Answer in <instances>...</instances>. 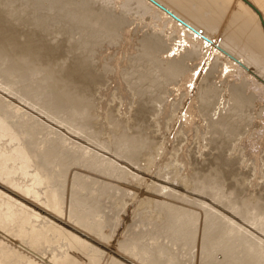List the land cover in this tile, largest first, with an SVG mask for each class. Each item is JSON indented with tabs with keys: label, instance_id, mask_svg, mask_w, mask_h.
Masks as SVG:
<instances>
[{
	"label": "bare ground",
	"instance_id": "bare-ground-1",
	"mask_svg": "<svg viewBox=\"0 0 264 264\" xmlns=\"http://www.w3.org/2000/svg\"><path fill=\"white\" fill-rule=\"evenodd\" d=\"M22 1L26 3L5 0L3 4L0 0L2 9L6 3L10 7V10H0V97H10L18 105L27 104L30 107L26 111L18 108V113H5L0 110V143L8 139L6 145L10 147L7 149L6 145L4 148L0 145V264H99L102 251L115 227L113 220L123 211L132 191L141 183L140 176L135 171L139 170L141 173L145 170L159 151L160 145L158 138L154 137L155 133L150 138L148 132V135L144 134L146 131L136 134L139 130L136 129V132L134 127L142 125L143 128L146 125L143 120L148 118L155 124L159 115H163L165 120L164 115H172L173 111L175 118V112L181 107L184 96L195 88L198 94L194 91L196 100L188 105V113L202 117L200 122H203L201 127L203 126L205 133L201 130L200 134L204 137L203 140L209 141L206 147L213 141L217 143V148L214 150L209 146V151L213 149L215 153L208 155V162L203 164L207 161V148H204L206 159L203 157L204 161L200 165L193 163L194 152L191 153L193 157L189 155L192 150L190 147V152L186 153L188 146L183 145L185 148L182 150L191 157L183 151L177 155L184 154L193 158L190 164L200 166L203 170L210 165L209 159H218L226 167L242 161L241 157L244 156H241L242 151L234 144L235 141L233 143L225 139L226 142L224 138L225 134H230L233 135L230 139L235 140L237 136L244 134L242 131L246 132V126L258 129L264 124V0H32V5H36L39 14L45 11L54 13L52 21L49 19L51 23L56 22L55 25L53 23L54 27L62 26L60 18H64L63 22L74 27L75 34L78 32V35H82L79 43L77 39L73 42L68 36L67 41L61 40L63 43L58 41V44L49 42L42 33L21 29L18 21L16 27L20 26L19 29L10 23L9 16L13 13L15 15L17 11L14 9L8 15V11L12 12L11 4L14 6L17 4L15 2L21 3L24 10L23 5L30 0ZM18 4L15 6L17 9L21 7ZM21 10V14L25 15L26 11L22 13ZM36 11L32 9L31 16ZM20 12H17L18 15ZM39 14L38 17L35 14L34 19L39 18ZM43 15L45 18L40 21V25L44 20L46 23L48 15L51 18L46 12L40 15V19ZM22 24L28 26L29 22ZM60 36L65 39V36ZM92 43V59L99 61V67L95 62V68H101L103 73L102 70L97 72L99 70L96 71L91 64L94 69L84 75L86 54L83 57L78 52L81 49L84 53L83 50H87V47L84 49L85 44ZM41 51L45 53L42 55ZM37 54L41 56V61L44 54L47 56L44 57V63L35 56ZM65 55L71 56L67 57L70 61L67 58L64 59L65 63L63 60L59 61ZM60 62L65 65L67 63V67L64 64L61 66ZM122 66L125 67L124 70ZM83 83H92V91L94 85L106 84L104 87L108 88L104 89V93L109 90L106 97L113 96L115 92L108 94L113 92L114 86L122 91L121 94L124 93L126 100L132 97L131 94H136L139 99L136 101L133 96L135 110L132 105L130 108L134 110V114L136 108L138 109L143 115L139 116L140 119L145 117L142 122L140 120L142 124L136 123L137 117L134 118L130 108V112L126 110L130 113L128 116L124 109L123 112L116 108L115 103L112 104V100L118 103L116 96L114 99L110 97L112 102H109L110 99L107 101L110 105L102 100L105 97L100 94L103 89L100 90L98 100L106 104H99V101L96 104L97 101L93 98L98 97L99 86L96 92H92L94 97L88 94L86 96V86H82ZM219 84L222 88L218 92L225 93V99H228L223 100L227 102H223L224 105L220 100L221 93L216 94L215 90ZM139 87L143 91H138ZM75 88L77 91H84L79 94L75 92ZM144 94H150L151 97L146 98L148 95H145L143 98ZM188 95L190 97L191 93ZM221 96L224 99L223 94ZM215 97L221 103L218 106L216 102L219 107L217 111H221L220 115L217 113L218 119L210 115L211 109L216 106L213 104ZM111 105L115 107L111 109ZM123 107L128 108L125 105ZM13 114L18 115V120L13 119ZM131 115L136 126L128 124L129 120L133 121ZM122 116L124 119L131 118L124 120ZM163 119L162 123L165 124ZM152 121L145 128L150 127ZM171 122L174 123L173 120ZM169 123L170 121L166 122ZM157 128L158 126L156 131ZM46 133L65 141V147L71 153L66 161L77 159L102 172L105 183L99 184V192L111 190L112 199L121 202L113 212L114 215L108 216L105 211L91 210L90 207L89 211L86 210L89 205L74 192L82 188L84 183L77 182L60 168L62 161L59 148L52 147L46 154L42 152ZM191 133L190 137L196 136V132ZM222 133V141L225 142L217 140ZM179 135L182 137L184 134ZM260 137L257 144L258 154L254 159L258 170L260 167L264 168L260 164L263 162L264 166V133ZM197 143L199 144L198 140ZM178 146L177 150H181ZM216 149L222 151L220 158L214 157V154L217 155ZM177 150L175 144H171V148L164 153L165 158L159 160L167 167L161 169L158 177H153V189L145 195L142 203L152 205L153 208L137 211V234L131 231V242L119 247L120 254L112 257L110 264H264V195H259L264 190V181L260 182L262 185L258 184L261 187L256 186L252 183L254 178L248 179L251 171L247 172L248 169L245 168L247 178L241 177L239 180L243 181L235 182L234 185L232 181V187L235 188H231L227 179L226 186L224 182L229 172L227 171L226 176V169H223L222 164V167L216 166L217 162H214L215 168H210L214 165L212 162L206 167V174L199 170L207 177L195 178L194 175H197L191 173L197 172L195 166L190 172V164L185 165L180 160L181 155L179 161L172 159ZM202 154L197 162L203 160ZM53 159H56L57 166L50 169ZM172 160L175 164H172ZM244 161L246 164V160ZM34 167L35 172L30 173ZM200 172L197 174L200 175ZM18 173L24 183H18ZM235 175L236 173L233 176ZM233 176L231 178L234 179ZM28 179H32V183L26 185ZM245 182H250L249 186ZM240 183L247 190L250 187L249 190L253 189L254 184V188L256 186L263 190L254 189V193L250 195L248 192L249 196L241 198L248 193L246 194V189L242 190H245L243 193L237 190L238 186H243ZM222 187L229 188V191L224 189L227 194L222 192ZM240 187L238 189H242ZM27 208L32 211V215H26ZM154 209L163 210L167 221L163 248L176 252V260L181 261L180 263L169 259L165 252L163 254L161 250L154 249L153 244H141L139 241L143 232L141 227H156L157 223L147 218ZM40 210L48 211L52 216L49 217L47 230L35 232L33 229L38 225ZM27 219L28 225L32 227L25 236L29 247L23 246L18 237V226L22 225L24 228ZM32 219L36 223H32ZM142 236L144 240L152 237L151 234ZM42 241L59 245L64 253L52 254L43 261L44 256L37 254ZM194 251L204 253L205 257L195 259L192 255ZM219 252L224 255V259H220L222 261L218 260L221 254Z\"/></svg>",
	"mask_w": 264,
	"mask_h": 264
},
{
	"label": "rangeland",
	"instance_id": "rangeland-1",
	"mask_svg": "<svg viewBox=\"0 0 264 264\" xmlns=\"http://www.w3.org/2000/svg\"><path fill=\"white\" fill-rule=\"evenodd\" d=\"M3 1H5V0H3ZM2 0H1V2H3ZM20 2H22V3H26V1H22V0H19ZM1 2H0V5H2L1 4ZM28 2V1H27ZM5 2H3V4H4ZM15 3H17L18 4V2H15ZM14 4V3H13ZM17 4H15L14 6L11 4V10H12V12L11 11H8V10H6V11H8V12H10L9 14H8V12H6L8 15H10L11 13H13V11H14V9L15 10H17L16 12H15V15H14V13H13V15H10L9 17L10 18H8L9 19V21H10V23H13L14 25H15V27L18 25V24H20L21 25V29L22 28H24V30H26V31H33V32H37V33H42V35L44 36V37H46V39H49L48 41L49 42H52V44H56L58 41H59V43H63L61 40H65V41H67L66 40V38H68V36H69V39L70 40H72L73 42H76V39H77V42H78V40L81 42V36L82 35H78L79 33L78 32H76V34L74 33L75 31H74V27L71 25V24H68V23H66V22H63V19H61L60 18V20H62V26H58V27H54V25L56 24V22L54 23V25H53V23H51L50 21H49V19L51 20L52 19V16L54 15V13H52V12H50V11H45V12H41V14L42 13H48V14H50L51 15V18L49 17V15L47 16V18L46 19H48V20H46V23L43 21L42 23H41V25H40V21H42V19L43 18H45V16L44 17H42L41 19H40V15L41 14H39L36 10V5L35 6H33L34 4H33V1L32 0H30L29 2H28V4H24L23 5V8H24V10L22 9V6H21V3L20 4H18V6L20 5L21 7V9L19 8V9H17L15 6L17 5ZM33 4V5H32ZM8 6V4L6 3L5 5H3L4 6V9H2L1 7H0V10L2 9V10H4L5 11V9H9L10 10V7H7ZM5 6H6V8H5ZM15 7V8H13V7ZM34 7V8H31V7ZM33 9V11H36L35 12V14H37V17H38V14H39V18H36L37 20L38 19H40V20H38V22H37V24H39V27H37V24H36V19H34L35 17H33V16H31V14H30V11ZM20 10L22 11V13H24L25 11V15H27V12H29V14H30V16H29V14L27 15V16H25L24 14H21V12H20ZM28 10V11H27ZM20 12V14L18 15V13L17 12ZM50 12V13H49ZM17 13V14H16ZM53 14V15H52ZM22 15H23V19H24V17H26L25 19H24V21H23V19H22ZM19 18V16H20V18L18 19L17 17ZM13 17V18H12ZM16 17V18H15ZM29 17H31V18H29ZM15 18V19H14ZM32 18H33V20L35 21V23H34V21L32 20ZM12 19H14V20H12ZM16 19H18V20H16ZM20 19H22V22H20ZM28 19H29V21H28ZM27 22H26V21ZM30 20H32V21H30ZM13 21V22H12ZM19 23H18V22ZM48 21H49V23H48ZM52 21V20H51ZM18 24H17V23ZM28 22H29V24H30V26H29V24H28ZM60 22H59V24H60ZM22 23H27L28 24V26L25 24H22ZM33 24L35 25V26H33ZM45 24V25H44ZM46 24H47V27H46ZM57 24H58V22H57ZM42 25H44V26H42ZM61 25V24H60ZM63 25H67L68 27H65V26H63ZM71 25V26H70ZM33 26V28H31ZM48 26H50L49 27V29H47L48 28ZM19 28H20V26H18ZM18 27H16V28H18ZM30 27V28H29ZM34 27H36V28H34ZM61 27H63V28H61ZM18 28V29H19ZM26 28V29H25ZM28 28H29V30H28ZM38 28H40L39 30H38ZM42 28V29H41ZM65 28H67V29H65ZM18 29H17V32H18ZM31 29V30H30ZM45 29H47V30H45ZM62 29V30H61ZM42 30H45V31H42ZM48 30H50L49 31V33H48ZM61 30V31H60ZM45 33V34H44ZM47 33V34H46ZM56 33H57V36H56ZM61 33V34H60ZM52 35V36H51ZM53 35H55V36H53ZM60 35H63V36H65V39H64V37H63V39L61 38L62 36H60ZM67 35V36H66ZM74 39H73V38ZM76 37V38H75ZM51 38H53L52 40H50ZM58 40H57V39ZM72 38V39H71ZM23 39V38H22ZM55 39V40H54ZM24 40V39H23ZM22 40V41H23ZM57 40V41H56ZM64 41V42H65ZM83 42V41H82ZM79 43V42H78ZM58 44V43H57ZM81 44V43H80ZM92 46H94V44L92 43V44H85V47H84V49L87 47V50L85 49V50H83L84 51V53L81 51V49H79L80 51L78 52L79 54H81V55H83V57L85 56L84 54H86V57H84L85 58V71H84V75H87L89 72H90V69H94L99 63V61L97 60V59H92V57H93V53L92 52H90L91 51V48H92ZM81 48H83V46L81 47ZM87 51V52H86ZM43 52L44 51H41V53H42V55H43ZM86 52V53H85ZM38 53H40V52H38ZM45 53V52H44ZM37 55H39V54H37ZM37 55H35L36 57H38V59H39V57H41L40 55L39 56H37ZM46 55L44 54V57H45ZM43 57V56H42ZM44 57H43V61H41L40 59H42V58H40L39 60H40V62L41 63H44ZM47 57V56H46ZM67 57H71L70 55H65V57L63 58L62 57V59H59V61H61V60H63V62L65 63V60L64 59H66ZM68 59V58H67ZM45 60H48V59H45ZM58 60V59H57ZM56 60V61H57ZM68 62L70 61V59H68L67 60ZM66 61V62H67ZM94 61V62H93ZM46 62V61H45ZM48 62V61H47ZM95 62L97 63V65H95ZM61 63V62H60ZM60 63H59V65H60ZM63 63V64H64ZM94 63V64H93ZM62 63H61V66L63 65ZM92 64V65H91ZM123 64V63H122ZM65 65V64H64ZM67 63H66V67H67ZM93 67V65H94V68H91V66ZM126 65V64H125ZM124 65V66H125ZM128 65V64H127ZM65 66H64V68H65ZM124 66H122V67H124ZM98 67H99V65H98ZM97 69L98 68H95V70L97 71ZM123 70L125 69V67L124 68H122ZM99 71H97V72H101V68L100 69H98ZM94 71V70H93ZM102 73H103V70H102ZM26 83H28V82H26ZM84 84H85V86H86V96H87V94L88 95H90V96H92V97H94L93 96V94L94 93H92V92H96V90L98 89V87L97 86H99V88L100 89H98L99 90V92H98V94L100 93V90L101 89H103L102 91H101V93L100 94H102V96H105V97H103V99L102 100H104V101H109V99H110V97H112V99H114L115 98V96H116V99L115 100H117V104H116V101H114V100H112L111 101V99H110V101L109 102H112V104L113 103H115V105H116V108H119V110H122L123 111V109H124V111L126 112L125 114L126 115H130V111H131V113L133 112V114H134V108H135V106H136V102L134 101V100H136V99H139V97L138 96H136V94H135V96L133 95V94H131V96L132 97H129L128 99H130V101L127 99L126 100V98H125V96H124V93H120V92H122V91H119L118 89H117V86L115 87L114 86V90H112L113 92L111 93V92H109V94L108 95H112L114 92V94H113V96H108V97H106L107 95H106V93L109 91L108 89L106 90L107 92H105L104 93V89L105 88H108V86H106V87H104V85H106V84H103V85H94L95 87L93 88L94 90L92 91V83H83L82 84V86H84ZM107 85H109V82H107ZM133 85H134V83H133ZM32 86V85H31ZM92 86V87H91ZM219 87H218V89L216 88L215 90H216V94H220L221 92H218V91H220V88H222V85H221V87H220V84L218 85ZM33 87V86H32ZM90 87V88H89ZM97 87V88H96ZM103 87V88H102ZM135 87V86H134ZM137 87V86H136ZM135 87V88H136ZM78 88H82V87H78ZM96 88V89H95ZM112 89H113V87H112ZM137 89V88H136ZM182 90H184L183 88H181ZM75 92H82L83 93V91H82V89H78V91H77V88H75ZM139 90H142L140 87H139V89H138V91ZM222 90V89H221ZM143 91V90H142ZM154 91V90H153ZM197 92L196 91V89L195 88H193L192 89V91H190V93H191V95H190V93H188L189 95H190V97H187V95L188 94H186L185 96H184V98H183V100H182V105H181V107L179 108V110L178 111H176L175 113V118H173V114H174V111H173V113H172V115H171V113L168 111V113H170L169 114V116H171L172 117V120H173V122L174 123H172L171 121L172 120H170L171 118L169 117V116H165L164 115V117H165V120L162 118L163 117V115H162V117L160 116H158V119L155 121V124H154V122L152 121V120H149L148 118L147 119H145V121L143 120L145 117H143L142 119H140V117H142L143 115L140 113V112H138L137 110V108H136V111L138 112H136L135 111V114H139L138 116H136L135 114H134V118H136L137 117V119H136V121L133 119V114L131 115L132 116V118H131V120L133 119V121H130L129 119H124L123 118V116H122V118L124 119V120H129L130 121V123H129V121H128V124H130V125H132V126H134L136 123H138L139 122V124L142 122V120H143V122L146 124L143 128H142V125L140 126H138L137 124V127L135 128L134 127V129L136 130V129H138L139 131L137 132V130H136V134H139V132L140 133H142V131H146V133L144 132V134L146 135L147 134V132L149 133V137L148 138H150L151 136V134H154L155 133V138L157 139L158 138V143H159V145H160V147L158 148L159 149V151H157L156 152V155H155V157H154V159H152L151 160V162L148 164V166H147V168L145 169V170H143V171H141V173L139 172V170H136L135 172L140 176V179H141V183L135 188V191H132V193H131V195H130V198L126 201V204L123 206V211L120 213V214H118L116 217H115V220H113L114 221V223H115V227L113 228V231L111 232V237L110 238H108V240L107 241H109L107 244H106V247H105V249L102 251V255H101V257H100V263L99 264H110V262H111V259H112V257H114L115 255H118V254H120L119 252H118V250H119V247L120 246H122L124 243H127V242H131V240H130V234L132 233V232H134V233H136L137 234V228L135 227V226H137V224H136V218H137V216H138V213H137V211H139L140 209H145V208H147V207H149V208H153V206L152 205H143L142 203H143V198L145 197V195L151 190V189H153V185H152V180H153V177L154 176H157V175H159V174H161V169L163 170L164 168H166L167 167V165H164V164H162L160 161L162 160V158L164 157L165 158V154H166V152H167V150H169L170 148H171V144L172 145H174L175 144V146H176V150H177V146L178 145H176V144H179V146H178V149L179 148H181V150L179 151V150H177L176 152H175V154L173 155L175 158H173V156H172V159L174 160V161H179L178 159L180 158L179 156L181 155V154H179V155H177L178 154V152L180 153L181 151H183L182 149H184L186 146H188L186 149H185V151H187L186 153H189L190 152V149H192L191 150V152H190V154L189 155H191V153H192V151L194 152V158H195V162H194V160H193V158H188V157H191V156H189L188 154H186L184 151H183V153H185V155H188V157H186L183 153V156L180 158V160H183L185 163V165H189L190 164V162L193 160V163L195 164L196 163V165H197V163L200 165L203 161H204V158L206 159V156H204V150L206 151L205 152V154L207 155V161H205V162H203V164L204 163H206V162H208V158H210L208 155H213L212 154V152L213 153H215V151H213V149H211V151H209L210 150V148H209V146L211 145V148H214V150H215V148H217V143L216 142H211L210 144H209V146L208 147H206L207 145H208V143H209V141L208 140H203V138H202V134H200V133H202V127H201V124H203V122L201 123L200 121V119L202 118V117H200L199 115H195V114H193V113H188V109H190V108H188L190 105H191V103L193 102V101H195L196 100V93L195 92ZM145 92V91H144ZM218 92V93H217ZM77 93V94H78ZM111 93V94H110ZM118 93V94H117ZM194 93V94H193ZM80 94V93H79ZM97 94V93H96ZM100 94L98 95V97L95 99V98H93L94 100H96L97 101V103L96 104H98V99H99V96H100ZM197 94H198V92H197ZM223 94V97H224V99L222 98V95ZM145 95H148L146 98H150L151 97V95L150 94H144L142 97L143 98H145ZM188 95V96H189ZM194 95V96H193ZM221 95H220V100H222V105H224V101L223 100H225V101H228V99H225V98H227L226 96H224L225 95V93H221ZM133 96H134V100H133ZM150 96V97H149ZM193 96V97H192ZM135 97H138V98H135ZM216 97H219V95H216ZM216 97H215V102L213 103V104H216V102H217V100L218 101H220L218 98L216 99ZM102 98V97H101ZM100 98V99H101ZM108 98V99H107ZM125 98V99H124ZM188 100H187V99ZM190 98H192L191 100H190ZM195 98V99H194ZM125 100H126V102H125ZM104 101H99V104H100V102H104ZM127 101H129V103L127 102ZM132 101V102H131ZM133 101H134V103H133ZM137 101V100H136ZM109 102H107L108 103V105H110L111 103H109ZM191 102V103H190ZM224 102V103H223ZM129 105H127V104ZM218 103V106L219 105H221V103H219V102H217ZM227 103V102H226ZM225 103V104H226ZM230 103V101L228 102V104ZM102 104V103H101ZM104 104H106L105 102H104ZM134 104H135V106H134ZM127 106L128 108H125V107H123V106ZM133 107H132V106ZM189 105V106H188ZM105 106H107V105H105ZM112 107H111V109L113 108V107H115V106H113V105H111ZM118 106V107H117ZM130 106L134 109H132V108H130ZM217 106V104H216V106L214 105L213 106V110L211 109V111H212V113H210V115L211 116H213V117H215V119H218V117L219 116H217V113L220 115V112L219 111H217V109L219 108ZM108 107V106H107ZM18 108L19 109H21V110H23V111H26V110H28V109H30V107L26 104V105H18V102L16 101V100H14L13 98H10V97H5V96H1L0 97V110H2V111H4L5 113L6 112H17L18 113ZM115 108V109H116ZM129 108H130V111H129ZM132 109V110H131ZM126 110H128V111H126ZM118 111V110H117ZM117 111H114V112H117ZM123 111V112H124ZM123 112H121V113H123ZM172 112V111H171ZM118 114V113H117ZM116 114V115H117ZM124 114V115H125ZM14 115V114H13ZM119 115V114H118ZM123 115V114H122ZM125 115V116H126ZM215 115V116H214ZM18 116V115H17ZM16 115H14V117H13V119H17L18 120V117H17ZM119 116H121V115H119ZM140 116V117H139ZM216 116H217V118H216ZM139 117V118H138ZM167 117V118H166ZM120 119H121V117H120ZM162 119H163V121H164V123L165 124H163L162 123ZM169 119V120H168ZM140 120H141V122H140ZM152 121L153 122V124L152 125H150V127H148V128H145L150 122ZM159 123H158V122ZM168 121H170V125L169 124H166V122L168 123ZM133 122V123H132ZM136 122V123H135ZM149 122V123H148ZM40 124H43V125H45L43 122H39ZM174 125H172V124ZM142 124V123H141ZM135 125V126H136ZM167 125H169V127L167 126ZM149 126V125H148ZM151 126H153V128L151 127ZM158 126V128H157V130L159 131H156V127ZM165 126H167V127H165ZM139 127H141V129L142 130H140V128ZM159 127L162 129H159ZM171 127V128H170ZM167 128V129H166ZM247 128V129H246ZM146 129H148V130H146ZM166 129V130H165ZM193 129L195 130V132H193ZM204 129H206L205 127H204ZM132 130H133V128H132ZM192 130V131H191ZM202 130V131H201ZM245 130H246V132H243L242 131V134L243 135H241L240 137L239 136H237L236 137V139L235 140H232V139H230L232 136H230V134L228 135V134H225L226 135V138H224L223 137V135H224V133H222L221 135H219L216 139L217 140H221L222 141V139L224 138V140L226 139H229L231 142L233 141V143H234V141H235V145H237V148L238 149H241V156H244V157H241L240 155V157H241V159H242V161L241 162H239L240 164H242V165H239V163L236 165V163H232V165L230 166V168H229V166H225V165H223L222 164V162H219L218 161V159H213V161L211 160V159H209V162L211 161L214 165H211L212 163L210 162V163H208V165L210 164L212 167H210V168H215V163H216V166L217 165H220L221 166V164H222V166H223V169H226L225 170V172H224V174H226V176H227V174H228V172H229V174H228V177L231 179H229L228 177L226 178V176H225V178H226V181L224 182V185H226L228 182H227V179H228V181H230V183H229V185L231 186V188H235V186L234 187H232V181H234L233 182V185H234V183L235 182H239V181H243L242 179H243V177H246V171H247V169H248V171L247 172H250V176H249V174H247V176H249V178L248 179H251L250 177H252V178H254L253 179V181L254 182H252V183H255L256 184V186H260L261 187V181H264V173H263V169L264 168H261L260 167V170L262 171H260V170H258V168H257V165H256V162L254 161V159L256 158V156H257V154H258V151H257V144H258V142H259V139L261 138L260 136L264 133L263 131H264V124H262L258 129L256 128V127H253V126H246L245 127ZM134 131V130H133ZM156 131V132H155ZM135 132V131H134ZM160 132H162V133H160ZM195 133L196 134V136L195 137H193L194 135H191V137H190V133ZM130 133L132 134L133 132H131L130 131ZM167 133V134H166ZM178 133V134H177ZM191 133V134H192ZM203 133H205V131H203ZM135 134V133H134ZM143 134V133H142ZM173 134H175V135H173ZM179 134H184V135H182V137L179 135ZM197 134H200L201 135V137H199L200 135H197ZM241 134V133H240ZM163 135V136H162ZM187 135H189V136H187ZM178 136V137H177ZM230 136V137H229ZM161 139H160V138ZM163 137H165V138H163ZM169 137V138H168ZM179 137H181L182 139H184V137H186L184 140L186 141V143H185V141L184 140H182L181 138H180V140H179ZM228 137V138H227ZM44 138H45V140L43 141L44 142V146H42V152H44L45 154H46V151H48L49 149H51L52 147H57V148H59V154L61 155V161H62V165H61V169L67 174V175H69V176H71L72 178H74L77 182H83L84 183V186H82V188H80V189H77V190H74V192L76 193V194H78V197L80 198V199H82V201L86 204V205H89L88 207H86V210L87 211H89V207L90 208H92L91 210H98V211H100V212H102V211H105L106 213H108L107 215L108 216H110V215H114L115 213H113L115 210H116V207H118L120 204H121V202L120 201H115L114 199H112L113 198V195H111V190L109 191V192H105V193H100L99 192V190H98V186H99V184L100 183H105L102 179H103V174H102V172H100V170H98V169H92V167H90V166H88V165H84V163H82V162H80L79 160H77V159H70L69 161H66V157H68L69 155H71V153L68 151V149L65 147V145H66V143H65V141L64 140H59L56 136H54V135H51L50 133H46L45 134V136H44ZM153 138V137H152ZM174 139V142L172 143V141H173V139ZM188 138V140H186ZM194 139L192 142L190 141V140H192V139ZM200 138H202V139H200ZM220 138V139H219ZM198 140V142H199V144L197 143V140ZM200 139V140H199ZM32 140L34 141V138H32ZM59 140V141H58ZM172 140V141H171ZM216 140V141H217ZM223 140V141H224ZM225 140V141H226ZM228 140V141H229ZM177 141V142H176ZM182 141V142H181ZM221 141H217V142H221ZM222 141V142H223ZM224 141V142H225ZM36 142H39V140H37ZM41 142V141H40ZM161 142V143H160ZM184 142V143H183ZM196 142V143H195ZM205 142V143H204ZM227 142V141H226ZM6 143H8V139H6V141H4V143H0V145L4 148V145H6ZM162 143H164V144H162ZM40 144V143H39ZM162 144V145H161ZM182 144V145H181ZM48 147H47V146ZM181 145V146H180ZM185 146V147H182V146ZM201 145H202V147H201ZM213 145V146H212ZM197 146V147H196ZM199 146V147H198ZM214 146H216V147H214ZM190 147V149H188ZM6 148L7 149H10V147H8V145H6ZM61 148V149H60ZM205 148V149H204ZM203 149V150H202ZM261 149V148H260ZM203 152H202V151ZM217 150V149H216ZM219 150V149H218ZM217 150V151H218ZM237 150V149H236ZM217 151H216V154L217 155H215L214 154V157L215 158H220L219 157V155H221V150H219L218 151V153H217ZM238 151V150H237ZM203 154H202V153ZM209 152V154H207ZM262 152H264V149H263V151ZM158 153V154H157ZM165 153V154H164ZM45 154H43V155H45ZM198 154V155H197ZM200 154H202L201 155V157L203 158V160L202 161H200V162H197L198 161V159L197 158H199L200 156ZM239 154H240V151H239ZM264 154V153H263ZM260 155L261 156H263L262 155V153H260ZM185 156V157H184ZM193 157V156H192ZM264 157V156H263ZM263 157H260V159H262ZM188 158V159H187ZM211 158H213V157H211ZM188 161H187V160ZM190 159V160H189ZM54 160V159H53ZM51 161V163H50V165H49V168L50 169H52V168H55L56 166H57V164H56V159L54 160V161ZM160 160V161H159ZM172 160V161H173ZM200 160V159H199ZM244 160H246V164H244L245 163V161ZM174 161H173V163L172 164H175L174 163ZM189 162V163H188ZM215 162V163H214ZM57 163H59V162H57ZM192 163V164H193ZM220 163V164H219ZM192 164H190V167H189V169H191L190 170V172L192 171V170H194V169H192V168H194V166L196 167V165H192ZM248 164V165H247ZM261 165H262V167H264L263 166V162H261L260 163ZM18 165H20V163H18ZM207 165V164H206ZM209 165V166H210ZM236 165V166H235ZM201 166H205V165H201ZM209 166H206V167H209ZM214 166V167H213ZM219 166V167H220ZM221 166V167H222ZM245 166H247V167H245ZM252 166V167H251ZM200 166H197L196 168H195V170L197 171L196 173H195V171H192L191 173L192 174H196L197 176H195L194 175V177L196 178H200V177H204L203 175H202V173L199 171V170H202L203 172H205L206 171V167H205V170H203L201 167L199 168ZM238 167H240V168H238ZM250 167V168H249ZM199 168V169H198ZM210 168H208L209 169V171H210ZM245 168H247V169H245ZM228 169V170H227ZM230 169H231V172H230ZM35 170H36V168L34 167V168H32V171H30V173H34L35 172ZM242 170V171H241ZM245 170V171H244ZM212 171H214L213 169H212ZM211 171V172H212ZM228 171V172H227ZM236 173V175H237V177H236V175L235 176H233L235 173ZM194 172V173H193ZM200 172V175L199 174H197V173H199ZM233 172V173H232ZM245 172V175H243V173ZM207 173H209V172H207ZM231 173V174H230ZM263 173V174H262ZM203 174H206V172L205 173H203ZM210 174V173H209ZM202 175V176H201ZM208 175V174H207ZM212 175V174H211ZM234 177V179L233 178H231L232 176ZM240 175V176H239ZM262 175V176H261ZM209 176V175H208ZM158 177V176H157ZM205 177H207V176H205ZM242 177V179L241 180H239L240 178ZM235 178H236V180L237 181H235ZM238 178V179H237ZM247 178V177H246ZM262 178H263V180H262ZM17 179H18V183H24V179H22V177H20V173H18V177H17ZM233 179V180H232ZM113 180H114V178H113ZM196 180V179H195ZM198 180V179H197ZM248 181V180H247ZM227 182V183H226ZM251 182V181H250ZM249 182V183H250ZM28 183H32V179H28V181H26V185H28ZM226 183V184H225ZM246 183V182H245ZM249 183H246V184H248V186H249ZM252 183H251V185H252ZM263 183V182H262ZM237 184V183H236ZM240 184H242L243 185V183H240ZM239 184V185H240ZM254 184V185H255ZM258 184H261V185H258ZM223 185V186H224ZM250 185V186H251ZM254 185H253V189H251V190H249L250 188H248V190L244 187V185L242 186V187H240V186H238V187H240V188H242V189H238V187H237V190H241V192H242V190L243 189H246V194L249 192L250 193V195H251V193H254L255 191H254V189H256V191H258V189L260 188V187H258V188H256V186H255V188H254ZM227 186V185H226ZM230 186H229V188H230ZM237 186V185H236ZM263 187H264V185H262ZM225 187V186H224ZM244 187V188H243ZM247 187V186H246ZM223 188V187H222ZM227 188V189H226ZM226 188H223L222 190V192H224V189H226V191L229 189L228 187H226ZM261 189V188H260ZM231 190V189H230ZM232 190H234V189H232ZM261 190H263V189H261ZM229 191V190H228ZM245 191V190H244ZM243 191V192H244ZM264 191V190H263ZM263 191H262V194H261V192L259 193V195L261 196V195H264V193H263ZM231 192V191H230ZM240 192V191H239ZM242 192V193H243ZM225 194H227L228 192H224ZM249 193L247 194V195H244V194H241V195H244V196H242L241 197V195H240V197L241 198H243V197H246V196H249ZM257 195H258V193H257ZM127 197H129V196H126V198ZM262 198H264V197H262ZM28 209V208H27ZM90 210V211H91ZM24 211H26V210H24ZM147 212V211H146ZM113 213V214H112ZM26 215H32V211H30V209H28V212L26 213ZM52 215L50 214V212H48V211H43V210H40V215H38V225H36V227H34V231L35 232H40L41 230H47L48 229V220H49V217H51ZM147 218L148 219H151L152 221H155L157 224H156V227H141L142 229H143V232L141 233V236H140V242H141V244H144V243H150V244H153L154 245V249H156V250H161V252L164 254V252H165V255L169 258V259H173L174 261H178V263H180L181 261H179V260H176V252H174L173 250H171V249H166V248H163L164 246H163V243L165 242V237L164 236H166V227H167V221L165 220V214H164V211L163 210H158V209H154V210H151V212L148 214V216H147ZM32 223H36V221H34V219H32ZM159 225V226H158ZM139 226V225H138ZM137 226V227H138ZM31 228L32 227H30V225H28V219H27V221H26V225L24 226V228H23V226L22 225H20V226H18V237L20 238L19 239V241H21L22 242V244H23V246H25V247H29V245H28V239H27V237H25L29 232H30V230H31ZM140 228V229H141ZM158 228H161V230H159ZM140 229H138V230H140ZM132 231V232H131ZM142 234H151L152 235V237H150L149 239H145L144 240V237L142 236ZM24 236V237H23ZM142 240H143V242H142ZM139 244V243H138ZM141 244H139L140 246H141ZM94 249H95V247H94ZM164 249V250H163ZM58 253H64V249H62V248H60L59 247V245H57V244H46V243H44L43 241L40 243V245L38 246V249H37V254L39 255V256H44V258H43V261H45L46 259H48V257L50 256V255H52V254H58ZM122 253V252H121ZM219 253H221V254H219ZM219 253H217V255L219 254V256H218V260L219 261H222V260H220V259H224V258H222V257H224V255H223V253L222 252H219ZM153 255L155 256L156 254L155 253H153ZM192 255L194 256V258L196 259V258H200V257H205V254L204 253H200V252H198V251H194L193 253H192ZM217 255H216V257H217ZM221 255H223V256H221ZM156 257V256H155ZM215 257V259L217 260V258ZM22 263H23V261L22 260H20ZM24 262H26V260H24ZM181 264V263H180Z\"/></svg>",
	"mask_w": 264,
	"mask_h": 264
}]
</instances>
